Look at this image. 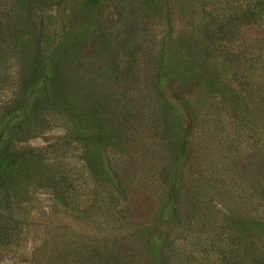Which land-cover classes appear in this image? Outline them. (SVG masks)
Wrapping results in <instances>:
<instances>
[{
	"label": "rangeland",
	"instance_id": "1",
	"mask_svg": "<svg viewBox=\"0 0 264 264\" xmlns=\"http://www.w3.org/2000/svg\"><path fill=\"white\" fill-rule=\"evenodd\" d=\"M237 2L0 0V125L33 63L47 69L28 88L40 103L10 130L28 162L0 195V264H236L237 243L252 251L264 136L232 110L228 77L210 84L188 50L208 11ZM213 97L229 101L218 131Z\"/></svg>",
	"mask_w": 264,
	"mask_h": 264
},
{
	"label": "trees",
	"instance_id": "2",
	"mask_svg": "<svg viewBox=\"0 0 264 264\" xmlns=\"http://www.w3.org/2000/svg\"><path fill=\"white\" fill-rule=\"evenodd\" d=\"M99 4L100 0H87L86 7H96ZM226 4L229 5L228 2ZM223 12L224 14L219 16L217 13L208 11L202 34L194 39V42L188 46V50L195 51L202 58L201 64L204 70L202 77L208 79L210 84L221 83L225 77H228L226 84L229 87L234 86L235 97L230 99L233 105L232 110L250 121L252 125L250 128H254L259 136H264V0H238L236 6H228ZM142 18L149 20L150 16L143 14ZM235 39L238 41L236 45H234ZM46 70L42 71L38 63H33L17 98L10 103L2 119L0 125V195L6 191V183L9 179L7 176L27 165V152L18 151L12 146L10 130L18 128L22 119L27 116V110L34 111L40 103L36 101L34 95L27 99V93L30 84L45 79ZM46 85L44 92L47 93V97H50L47 89L52 86L51 81H48ZM22 98H24L23 102H21ZM228 103L229 101L216 100L213 97L212 102L206 104V115L211 119L216 131L220 129L216 126L219 123L217 120L221 117V112H227L230 109ZM100 109L104 114L96 110L91 112L90 108L87 113L95 120H101L109 110L105 106L102 108L100 106ZM254 149L256 150L253 154V159H255L253 166H255L256 174L254 178L252 175L249 189L264 203V146L258 144ZM194 207H190L186 215L190 216L193 221H197ZM0 219H4L2 224L6 230H9L7 224L9 218L0 216ZM246 226L242 221L237 220L236 227L242 230ZM248 228L256 237L252 251L239 253L240 244L237 243L235 259L233 257L230 259L235 260L236 264H245L248 258H250V264H264V240L261 242V239H264V218H254L250 221ZM222 229H224V235L229 234L231 228L227 224ZM9 236L10 233H7L5 238ZM258 239L262 244L258 242ZM220 261H226V256L221 257Z\"/></svg>",
	"mask_w": 264,
	"mask_h": 264
}]
</instances>
